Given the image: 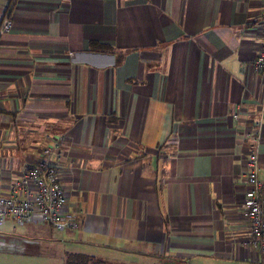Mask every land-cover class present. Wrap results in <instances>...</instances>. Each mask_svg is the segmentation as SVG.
I'll return each mask as SVG.
<instances>
[{
	"label": "crops",
	"instance_id": "1",
	"mask_svg": "<svg viewBox=\"0 0 264 264\" xmlns=\"http://www.w3.org/2000/svg\"><path fill=\"white\" fill-rule=\"evenodd\" d=\"M262 6L0 0V24L11 8L12 25L0 38V193L60 139L65 210L78 223L0 222V264H64L70 253L264 264L241 245L253 152L264 184V77L252 67Z\"/></svg>",
	"mask_w": 264,
	"mask_h": 264
},
{
	"label": "built area",
	"instance_id": "2",
	"mask_svg": "<svg viewBox=\"0 0 264 264\" xmlns=\"http://www.w3.org/2000/svg\"><path fill=\"white\" fill-rule=\"evenodd\" d=\"M10 10L11 8H8L2 18L0 38L11 33ZM261 16L264 18V0ZM262 34L264 39V29ZM252 67L264 77V42L253 60ZM47 140L48 144L42 149L37 162L23 171L11 184L8 193H0V222L14 218L19 223H30L37 217L41 224L59 232L78 226L74 217L65 210L67 197L63 184L60 183V173L56 164L59 154H54V148H57L62 140L51 137ZM257 161V153L253 152L245 165L244 207L249 237L242 241L241 245L254 248L264 255V184L257 175L259 163Z\"/></svg>",
	"mask_w": 264,
	"mask_h": 264
},
{
	"label": "trees",
	"instance_id": "3",
	"mask_svg": "<svg viewBox=\"0 0 264 264\" xmlns=\"http://www.w3.org/2000/svg\"><path fill=\"white\" fill-rule=\"evenodd\" d=\"M100 49H106V48L101 47ZM91 262H94L93 264H110L108 262L100 260L99 258L97 259L93 256L87 254L85 255L83 253L67 254L64 260V264H90Z\"/></svg>",
	"mask_w": 264,
	"mask_h": 264
},
{
	"label": "rangeland",
	"instance_id": "4",
	"mask_svg": "<svg viewBox=\"0 0 264 264\" xmlns=\"http://www.w3.org/2000/svg\"><path fill=\"white\" fill-rule=\"evenodd\" d=\"M19 225H26L24 223H19ZM74 249H77L75 247ZM79 249V247H78ZM94 262H91L90 264H93ZM113 264H120V263H113ZM155 264H183L182 260L177 259V258H163L159 262H156Z\"/></svg>",
	"mask_w": 264,
	"mask_h": 264
}]
</instances>
